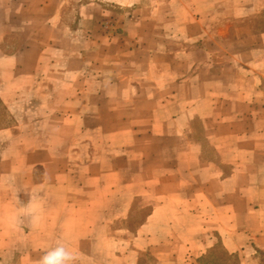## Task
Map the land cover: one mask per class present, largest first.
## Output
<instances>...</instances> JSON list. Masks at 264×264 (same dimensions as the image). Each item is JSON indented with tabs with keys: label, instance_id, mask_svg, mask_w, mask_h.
I'll return each mask as SVG.
<instances>
[{
	"label": "crops",
	"instance_id": "0c3cea01",
	"mask_svg": "<svg viewBox=\"0 0 264 264\" xmlns=\"http://www.w3.org/2000/svg\"><path fill=\"white\" fill-rule=\"evenodd\" d=\"M0 14V97L15 126H46L2 137L56 142H0V264L46 251L13 260L30 196L42 234H25L59 237L75 264H264V0H0ZM146 197L145 221L115 230Z\"/></svg>",
	"mask_w": 264,
	"mask_h": 264
},
{
	"label": "rangeland",
	"instance_id": "374dc122",
	"mask_svg": "<svg viewBox=\"0 0 264 264\" xmlns=\"http://www.w3.org/2000/svg\"><path fill=\"white\" fill-rule=\"evenodd\" d=\"M7 16H8L7 14H0L1 19L6 18ZM242 21H244V19H242ZM24 31H26L24 29V27L16 28V32L19 34L23 35ZM11 36H13V37H11ZM11 36L9 38H11L12 40L15 39L17 41L16 34H12ZM7 46H8V51H15L18 47V45L15 46V45L10 44V43ZM18 115H19L18 116L19 119H20L21 115L25 116L26 110H20ZM23 120H26V117H24ZM15 121H16L15 115L12 113V111L10 109H8L6 107V104L3 102V100L0 97V142H2L4 140L3 144H5L6 149H10L13 147H17V148L23 147L24 148V146H26V144H34L36 147L38 146L40 148H43L46 146L47 143H49V144L56 143V142H45L42 140H40V141H25L23 139L10 140L7 137L3 138L2 135H5L6 133H12V132L17 133L18 138H23L25 136H28V134L30 132L32 133V131H34L35 134H37L38 132H42L44 127H46L42 124L32 125V124H27L26 122H24V124H22V125L15 126ZM0 146L3 147L2 144H0ZM24 170L25 169H22V170L18 169V171H20V172L23 171V173H24ZM38 175L40 176L41 172H38ZM154 201H155V199H153V198H147V197L145 199L139 198L136 201V204L134 206V210L135 209L137 210L139 208L140 214L134 218L133 213H132V217H130V219H128L126 221H122V222H117L114 225V229L116 230L119 228H124L125 226L128 225L129 228L132 229V231L136 230L145 221L146 216L148 215V213L151 211V209L153 207ZM2 223H3V225H6V224H9L10 222H2ZM18 224H19V228H20V231H19V252L14 254V258H13L14 261L21 260V256H22L23 251L28 250L29 248L31 250H33V249H35V247L40 246V248L44 247L45 250H48V249L56 246V244L59 242V237L39 236L38 234H35V232H33V234L30 236H27L25 234L24 229H23V228H25L23 226L25 224L27 225L28 228L30 227V229L32 231L37 230L39 232L41 230L40 234H42V224L39 221H38V223L33 224L31 222V220H25L24 222L20 221ZM2 235H3V237L0 238V241H2V245L4 247L5 246L9 247V242H10L9 231L6 233L4 232ZM129 236L132 237L131 234ZM115 237H116V241H118L119 234L115 233ZM214 252H215V250L212 251V253L211 252L208 253L205 260L206 261H214V259H210L211 256H213ZM37 253L39 254V256H37ZM37 253L29 255V256H31L32 259L33 258L38 259L36 257L40 258L42 255L39 252H37ZM4 255H5L6 260L10 259L9 254H4ZM209 256H210V258H209ZM231 259H233V258H231ZM145 263L146 264L153 263V257L150 254H147V253L144 254L142 256L139 264H145ZM7 264H10V263L8 262Z\"/></svg>",
	"mask_w": 264,
	"mask_h": 264
},
{
	"label": "clouds",
	"instance_id": "9594fccd",
	"mask_svg": "<svg viewBox=\"0 0 264 264\" xmlns=\"http://www.w3.org/2000/svg\"><path fill=\"white\" fill-rule=\"evenodd\" d=\"M22 215L31 217L33 224L39 221V205L36 198L30 196L29 204L23 207ZM78 259L76 254L62 242H58L56 246L46 250L40 257L38 264H75Z\"/></svg>",
	"mask_w": 264,
	"mask_h": 264
}]
</instances>
